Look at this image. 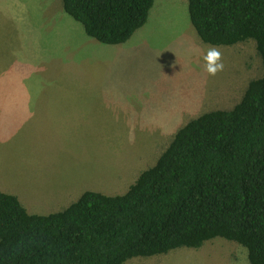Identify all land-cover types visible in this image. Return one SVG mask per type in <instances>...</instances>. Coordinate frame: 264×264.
I'll return each mask as SVG.
<instances>
[{"label":"rangeland","instance_id":"1","mask_svg":"<svg viewBox=\"0 0 264 264\" xmlns=\"http://www.w3.org/2000/svg\"><path fill=\"white\" fill-rule=\"evenodd\" d=\"M26 1L0 0V94H78L81 109L60 136L48 132L53 124L38 131L25 120L35 113L29 100L25 116L21 105L0 108V191L14 192L27 211L64 209L85 191L125 193L180 127L202 113L231 109L263 74L254 40L203 42L187 0H154L146 23L118 45L88 36L61 0ZM208 47L223 56L215 76L204 71ZM42 139L64 144L40 147L37 156L30 141ZM62 191L70 192L59 204ZM47 197H53L48 206ZM124 264L250 262L241 244L215 237L198 249L178 247Z\"/></svg>","mask_w":264,"mask_h":264},{"label":"trees","instance_id":"2","mask_svg":"<svg viewBox=\"0 0 264 264\" xmlns=\"http://www.w3.org/2000/svg\"><path fill=\"white\" fill-rule=\"evenodd\" d=\"M84 32L108 45L128 41L154 0H61ZM205 43L252 39L263 74L231 109L180 127L156 163L127 191H85L63 210L31 214L0 191V264H124L137 256L198 249L222 237L264 264V0H187Z\"/></svg>","mask_w":264,"mask_h":264},{"label":"crops","instance_id":"3","mask_svg":"<svg viewBox=\"0 0 264 264\" xmlns=\"http://www.w3.org/2000/svg\"><path fill=\"white\" fill-rule=\"evenodd\" d=\"M12 2H18L21 4V2L23 3V0H12ZM24 3H27V1L25 0ZM0 6H1V2H0ZM0 22L2 23L1 16H0ZM17 31H18V34L22 33L20 30H17ZM77 47H84V46L83 44H78ZM28 100H29V104H31L32 107L35 104V108L32 109V112H35V113L31 115V112H30L29 117L25 118V120L28 121L31 126H34L38 131H43V130L38 129V127H40L42 124H53V127L51 129H47L48 132L51 135L58 134L62 136L64 131H62L61 129L59 130V128L69 125L70 122L72 121L77 122V119L79 121V114H80L81 109H80V102H79L80 98L78 94H0V108L4 107V105H13V106L21 105L22 111H23L22 114L23 116H25V112L27 109L26 105L28 103ZM19 120L22 121L23 119L19 118ZM64 139L66 141H69L73 138L70 137V138H64ZM52 142H58V141L45 140V139L30 141V148L32 149V152H33V149L35 148V154L38 156L40 152V147L42 148L45 145L47 146L48 144H51ZM58 143L64 144L63 141H60ZM43 153L44 152H42V154ZM66 161H70V159L67 157ZM69 192L70 191L68 192L62 191V193L59 196H57L59 204H63V199L66 198ZM8 194H12V193L9 192ZM13 195H14V192H13ZM52 199L53 197H47V199L44 200L45 201L44 205L48 206L50 203L49 201H52ZM70 204L71 203H69V205ZM50 207H52V205H50ZM58 208H62V207H58ZM34 210H36L37 212L39 209H34ZM60 210H63V209H58L56 211H60ZM56 211L49 210V212H47L46 214H49L51 212H56ZM30 212L31 214H37L32 211H29V213Z\"/></svg>","mask_w":264,"mask_h":264},{"label":"clouds","instance_id":"4","mask_svg":"<svg viewBox=\"0 0 264 264\" xmlns=\"http://www.w3.org/2000/svg\"><path fill=\"white\" fill-rule=\"evenodd\" d=\"M201 58L204 61V71L209 76H215L218 72L223 71V56L219 48L208 47Z\"/></svg>","mask_w":264,"mask_h":264}]
</instances>
